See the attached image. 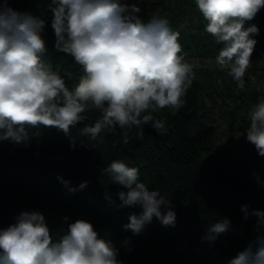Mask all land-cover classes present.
Listing matches in <instances>:
<instances>
[{
  "label": "trees",
  "instance_id": "16d2710c",
  "mask_svg": "<svg viewBox=\"0 0 264 264\" xmlns=\"http://www.w3.org/2000/svg\"><path fill=\"white\" fill-rule=\"evenodd\" d=\"M128 2L141 8L145 20L159 10L172 30L180 33L181 54L201 62L193 65L195 79L177 114L172 115L167 107L154 113L155 118L166 120L168 134L160 135L145 126L142 139H136L133 130L125 144L123 130L117 126L104 130L102 140L91 142L81 134V129L100 116L91 110L68 134L40 126L27 129L26 142L0 141V229L15 223L22 212L39 211L54 237L66 232L68 224L77 219L90 222L101 238L114 243L122 264H228L257 235H264V230L257 232V217L251 214L264 211V156L247 141L245 131L250 109L264 96V63L259 64L264 62V8L245 24V28L257 26L259 32L251 37L257 41L250 58L254 64L246 70L245 90L241 91L228 75L229 69L207 66L206 60L215 61L221 45L206 32L207 21L195 0ZM48 3L8 0L11 8L47 21L45 58L71 87L82 70L73 57L55 50ZM216 75L233 97L231 109L221 116L230 131L229 139L223 142L204 134L209 128L210 107L218 105L213 88ZM240 147L245 154H240ZM113 160L137 167L139 179L150 190H158L171 200L176 213L174 226H164L153 217L139 234L125 230L129 217L139 216L142 209L120 206L118 193L127 189L104 173ZM85 181L87 186L80 190ZM73 188L77 190L71 191ZM243 205L248 206L247 219ZM224 218L230 221L229 230L212 243L202 241L208 228Z\"/></svg>",
  "mask_w": 264,
  "mask_h": 264
},
{
  "label": "clouds",
  "instance_id": "9594fccd",
  "mask_svg": "<svg viewBox=\"0 0 264 264\" xmlns=\"http://www.w3.org/2000/svg\"><path fill=\"white\" fill-rule=\"evenodd\" d=\"M207 21L205 30L221 48L216 64L229 69L237 87L245 90L246 70L258 34L254 19L264 0H195ZM55 50L70 55L82 74L71 87L45 57L43 33L47 21L11 8L0 0V141L16 144L29 139L27 129L55 127L65 134L95 110L99 118L81 134L91 142L106 129L117 126L129 143L130 133L142 139L144 127L167 135L165 119L154 113L170 108L176 115L195 79L194 66L182 55L180 33L173 31L159 10L145 20L141 8L128 0H49ZM69 78L70 73L66 74ZM259 90V89H258ZM247 141L264 156V96L248 114ZM104 173L127 191L118 193L121 207H137L125 230L139 234L153 217L164 226H174L176 213L171 200L142 182L137 167L113 160ZM61 182L68 185V181ZM87 182L79 185L82 190ZM76 191L77 189H70ZM162 208L164 211H162ZM247 219L248 206L241 209ZM256 230H264V211L254 210ZM67 221L68 218L64 217ZM230 221L212 224L202 241L212 243L226 233ZM125 243H128L126 240ZM0 264H122L118 249L99 236L83 219L68 224L67 231L54 237L39 211L22 212L15 223L0 229ZM228 264H264V235L256 238Z\"/></svg>",
  "mask_w": 264,
  "mask_h": 264
},
{
  "label": "rangeland",
  "instance_id": "374dc122",
  "mask_svg": "<svg viewBox=\"0 0 264 264\" xmlns=\"http://www.w3.org/2000/svg\"><path fill=\"white\" fill-rule=\"evenodd\" d=\"M185 60L192 64V65H198L201 62L198 58L195 57H187ZM263 60L259 61L260 65H263ZM206 64L209 68H219L221 69L215 61L213 60H206ZM253 61L251 60V66H253ZM227 77V76H226ZM214 83V96L217 101V108L214 106H211L210 117L208 118V126L206 132H204L205 136L215 142H223L229 139V130L227 129V124L223 122V119L221 116L223 114H227L229 110L231 109V106L233 105V97L229 95L225 82L222 80V78L219 75L215 76V79L213 81ZM207 104H210L209 98H206ZM228 150L229 147H228ZM240 154H245L244 150L240 147L238 148Z\"/></svg>",
  "mask_w": 264,
  "mask_h": 264
}]
</instances>
